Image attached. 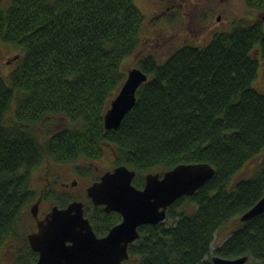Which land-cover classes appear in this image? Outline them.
I'll list each match as a JSON object with an SVG mask.
<instances>
[{"label":"trees","instance_id":"obj_1","mask_svg":"<svg viewBox=\"0 0 264 264\" xmlns=\"http://www.w3.org/2000/svg\"><path fill=\"white\" fill-rule=\"evenodd\" d=\"M246 5L264 10V0ZM143 19L134 0H10L0 8V40L21 52L9 76L0 75V252L39 197L30 187L33 169L98 160L109 147L115 166L136 172L137 188L146 173L178 164L208 163L215 171L170 205L163 222L138 228L125 264H212L213 256L264 264V212L239 220L264 194V156L250 177L236 178L264 152V94L252 87L254 50L264 62V28L241 19L203 47L182 46L163 62L141 57L135 66L148 79L120 126L105 130L104 114L126 77L122 62L141 44ZM58 119L69 124L50 133L45 123ZM51 197L45 191L42 201ZM68 198L55 204L76 200ZM84 201L98 237L120 221ZM233 220L238 226L211 254L215 233ZM24 240L13 264L37 260Z\"/></svg>","mask_w":264,"mask_h":264},{"label":"water","instance_id":"obj_2","mask_svg":"<svg viewBox=\"0 0 264 264\" xmlns=\"http://www.w3.org/2000/svg\"><path fill=\"white\" fill-rule=\"evenodd\" d=\"M18 57L13 56L12 60ZM147 79L139 67L127 69L123 84L104 114L105 130L120 126L135 103L138 88ZM214 172L208 163L178 164L162 173H146L144 186L137 188L132 183L136 175L133 169L117 165L107 170L86 188L94 206L120 217L102 237L95 234L85 217L82 201L72 200L65 207L53 205L43 219H38L39 197L29 208L36 220V230L27 235L30 248L38 253L33 264H125L128 245L139 238L138 228L163 222L170 205L182 196L194 194ZM263 212L264 194L239 220L245 222ZM247 260L246 256L211 258L212 264H246Z\"/></svg>","mask_w":264,"mask_h":264},{"label":"rangeland","instance_id":"obj_3","mask_svg":"<svg viewBox=\"0 0 264 264\" xmlns=\"http://www.w3.org/2000/svg\"><path fill=\"white\" fill-rule=\"evenodd\" d=\"M9 2L10 0H0V8H5ZM134 3L144 16L140 34L141 44L134 55L123 60L121 67L124 72L135 66L141 57L152 55L159 62H163L175 50L182 46L188 44L197 47L205 46L212 36H214L215 27L213 26L218 22L220 24H228L230 21H239L241 19L254 21L258 15L257 12L250 11L246 8L244 0L223 1L220 2L218 8H215L217 0H134ZM212 8L215 9V14L209 15L208 12ZM203 13L206 14V18H202L201 14ZM216 16H221L220 21L217 22L215 20ZM261 16H263L262 13L258 15V17ZM203 22L205 26L201 27ZM211 23H213L212 27L210 26ZM181 24H184V27L191 31V42L185 45L182 43V36L180 35L183 33V30L179 31L178 27ZM230 26L229 28L225 27L223 29L222 27H218L217 32L228 31ZM15 55H19V57L12 60V57ZM20 55L21 52L18 47L0 40L1 76H9L10 72L17 66ZM253 56L259 62L257 76L252 82V87L264 94V62L261 60L257 50L253 51ZM68 124L69 122L64 119L55 120L53 123L50 121L45 123L50 133ZM263 156L264 152H261L256 158L248 162L238 172L236 178L250 177L263 161ZM114 167V154L109 147H105L103 156L98 160L78 157L68 163L49 161L39 165L30 173V187L37 195H40L43 189V192L47 191L52 196L49 200L40 201L38 206L39 213L42 214L48 211L55 204V198L59 196L69 197L68 200L76 197L77 201L83 202L87 197L86 188L92 182L98 180L104 172L112 170ZM74 181H76L75 187H63V183ZM47 182L49 184L44 189ZM88 200L91 202L89 198ZM94 207L96 206L92 202L88 205L89 210H93ZM20 219L18 221L19 224L17 223L18 232L3 246L0 252V264H13L15 256H13V259L9 257L12 246L18 250L24 244V238L35 230V221L29 211H26ZM237 226L238 221L233 220L225 224L215 233L210 248L211 254L217 246H220L227 239L230 232Z\"/></svg>","mask_w":264,"mask_h":264},{"label":"flooded vegetation","instance_id":"obj_4","mask_svg":"<svg viewBox=\"0 0 264 264\" xmlns=\"http://www.w3.org/2000/svg\"><path fill=\"white\" fill-rule=\"evenodd\" d=\"M223 1H227V0H217V3H216V5H215V8H218L219 7V4H220V2H223ZM244 2H245V6H246V8H248L250 11H254V12H257L258 13V15L259 14H261L262 13V15L263 16H261V17H258V15L255 17V19H254V21H252V20H249V22L250 23H260L262 26H263V28H264V10H259V9H257V8H250V7H248L247 5H246V0H244ZM208 14L209 15H211V14H215V9L214 8H212V10L211 11H209L208 12ZM196 15V14H195ZM202 15V18L203 17H205L206 18V14L205 13H203V14H201ZM210 19H212V18H210ZM220 19H221V16H216L215 17V20L218 22V21H220ZM200 22V21H199ZM231 23V24H230ZM234 23H235V20L234 21H230L228 24H226V23H223V24H220L219 22L218 23H216V25H214L213 27H215V32H214V34L215 33H219V32H225V31H218L217 32V28L218 27H222V29L223 28H225V27H228L229 28V25H231L230 26V29L229 30H231V28L234 26ZM207 25V24H206ZM212 25H213V23H211V27H212ZM203 26H205V24H204V22L202 23V25H201V27H203ZM179 27V31L180 30H183V33L182 34H180L182 37H181V41H183L182 43H184V45L185 44H187V43H190L191 42V40H190V29H187L186 27H184V24H181V25H179L178 26ZM210 27V28H211ZM228 30V31H229ZM213 34V35H214ZM188 45H191V44H188ZM258 51V50H257ZM76 181H74V182H70V183H63V187H66V188H69V187H75V185H74V183H75ZM48 184H49V182H47L46 184H45V186H44V189L45 188H47V186H48ZM43 190V189H42ZM41 190V193H40V195H39V197L41 198V201H42V194H43V191ZM38 197V198H39ZM51 209V208H50ZM50 209L48 210V211H46V212H44V213H42V214H40L39 213V211H38V216H37V218L38 219H43L44 217H45V215L50 211ZM33 219H34V221H35V230H36V220H35V218L33 217ZM34 230V231H35ZM33 231V232H34ZM16 250L17 249H15L13 246H12V248H11V251H10V253H9V257H11L12 259H13V256H15V253H16ZM32 250V249H31ZM33 251V250H32ZM34 252V251H33ZM36 253V252H35ZM37 254V258H38V253H36ZM37 261V260H36ZM35 261V262H36Z\"/></svg>","mask_w":264,"mask_h":264}]
</instances>
